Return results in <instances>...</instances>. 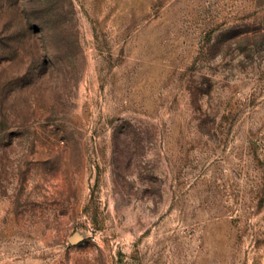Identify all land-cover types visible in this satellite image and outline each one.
Returning <instances> with one entry per match:
<instances>
[{"label": "rangeland", "instance_id": "obj_1", "mask_svg": "<svg viewBox=\"0 0 264 264\" xmlns=\"http://www.w3.org/2000/svg\"><path fill=\"white\" fill-rule=\"evenodd\" d=\"M0 264H264V0H0Z\"/></svg>", "mask_w": 264, "mask_h": 264}]
</instances>
